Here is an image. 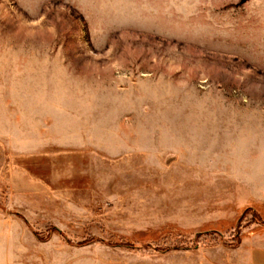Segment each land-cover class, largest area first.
<instances>
[{"label": "rangeland", "instance_id": "1", "mask_svg": "<svg viewBox=\"0 0 264 264\" xmlns=\"http://www.w3.org/2000/svg\"><path fill=\"white\" fill-rule=\"evenodd\" d=\"M259 241L264 0H0V264Z\"/></svg>", "mask_w": 264, "mask_h": 264}, {"label": "crops", "instance_id": "2", "mask_svg": "<svg viewBox=\"0 0 264 264\" xmlns=\"http://www.w3.org/2000/svg\"><path fill=\"white\" fill-rule=\"evenodd\" d=\"M248 264H264V241L254 243L248 251Z\"/></svg>", "mask_w": 264, "mask_h": 264}]
</instances>
